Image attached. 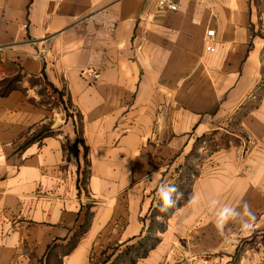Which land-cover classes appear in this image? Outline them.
Listing matches in <instances>:
<instances>
[{
  "label": "crops",
  "instance_id": "1",
  "mask_svg": "<svg viewBox=\"0 0 264 264\" xmlns=\"http://www.w3.org/2000/svg\"><path fill=\"white\" fill-rule=\"evenodd\" d=\"M178 3L0 0V81L22 76L0 96V264H91L152 220L159 243L135 264H264V0ZM43 73L70 117L31 85ZM213 133L229 145L198 148L199 204L159 215L158 185L177 186ZM212 199L247 201L251 232L221 236ZM87 211V232L63 254Z\"/></svg>",
  "mask_w": 264,
  "mask_h": 264
},
{
  "label": "trees",
  "instance_id": "2",
  "mask_svg": "<svg viewBox=\"0 0 264 264\" xmlns=\"http://www.w3.org/2000/svg\"><path fill=\"white\" fill-rule=\"evenodd\" d=\"M42 78L39 79H31L30 83L32 86H42L43 90H40V94L42 96H48L50 95H58V101H54L52 106H58L59 104L63 105L64 110L67 113V116L70 117L68 110L71 108L69 101L64 100V92L57 90L53 85H51L46 77L45 74L43 73ZM8 80V79H6ZM3 80L0 83V96H7L12 90L18 88V83L21 81V77L15 78V79H10L8 81ZM48 95H46V94ZM49 97V96H48ZM49 101H46V105H49ZM45 133V136L50 135V133L47 130L42 131L39 135H36V137L32 140L34 141L35 139H38L43 136ZM77 135H78V140H81L82 137V117L78 115V129H77ZM215 133L209 135V136H204L200 139L197 140L191 154L189 157V160L185 164V170L181 176L180 183L177 185L179 190L183 192V198L178 201L176 206H180L181 204L187 203L190 198L191 194V186L194 178L198 175V171L196 168V165L192 162V160H198L200 159V156L197 153L198 148L201 146L203 142H205L212 150L217 149L221 147L222 145L228 146L229 141L224 140L221 142L215 141ZM226 138V137H225ZM224 139V138H223ZM235 141V140H234ZM236 142V141H235ZM191 158V159H190ZM86 179L87 175L86 172L83 173V178L80 184H78V188L80 189V186L85 188L86 185ZM171 211L169 210L166 213H161L159 211V215L161 214L162 216H169ZM90 212L87 211L86 213V219L84 224L79 228V230L76 232L74 237L71 239V241L67 244V246L64 247L63 254L68 255L70 254L77 243L79 242V239L87 232L89 222H90ZM153 217H156V214H153ZM164 227L162 225H159V223H155L153 220L151 221L150 226L148 227V231L146 235L138 240L136 243H133L131 245H127L124 249H114L113 253L109 256L106 257L105 262L103 264H135L137 260L141 258H145L150 250H152L158 243H159V238L155 237V231L156 230H163ZM55 247H51L49 249V254L52 252V250ZM120 251V252H119ZM117 252H119L117 254ZM117 254L115 258L113 256ZM61 264V263H58Z\"/></svg>",
  "mask_w": 264,
  "mask_h": 264
},
{
  "label": "clouds",
  "instance_id": "3",
  "mask_svg": "<svg viewBox=\"0 0 264 264\" xmlns=\"http://www.w3.org/2000/svg\"><path fill=\"white\" fill-rule=\"evenodd\" d=\"M157 173H153L155 177ZM159 198V211L166 213L174 208L178 201L183 198V192L175 184L160 183L157 188ZM200 202L199 194H193L189 198V204L197 205ZM209 211L214 215V227L223 236L229 225L238 227L239 231L248 234L254 227L256 219L251 205L247 201H240L236 206L221 204L220 201L212 199L209 203Z\"/></svg>",
  "mask_w": 264,
  "mask_h": 264
},
{
  "label": "built area",
  "instance_id": "4",
  "mask_svg": "<svg viewBox=\"0 0 264 264\" xmlns=\"http://www.w3.org/2000/svg\"><path fill=\"white\" fill-rule=\"evenodd\" d=\"M157 6H158V10L161 12H175L179 9V3L178 0H157ZM215 36V32L214 31H209L207 33V37L208 38H212ZM209 51H214V48L209 47L208 48ZM1 51V49H0ZM85 74L89 75V76H93L94 78H98L99 74L95 71H91L88 70L85 72Z\"/></svg>",
  "mask_w": 264,
  "mask_h": 264
},
{
  "label": "rangeland",
  "instance_id": "5",
  "mask_svg": "<svg viewBox=\"0 0 264 264\" xmlns=\"http://www.w3.org/2000/svg\"><path fill=\"white\" fill-rule=\"evenodd\" d=\"M18 77H21L22 78L21 74H18L16 76H14L13 78L12 77L11 78H8V80L15 79V78H18ZM8 80H6V81H8ZM0 83H1V81H0ZM40 90H43L42 86H40ZM46 95H48V94H46ZM45 100L47 101L48 98H45ZM114 249H120V248L119 247H116V246L110 247V250H114ZM106 257L107 256H104V255H100V257H94L93 260L91 261V264H103V262H105V260H106Z\"/></svg>",
  "mask_w": 264,
  "mask_h": 264
}]
</instances>
